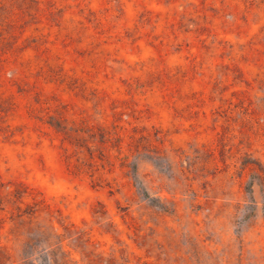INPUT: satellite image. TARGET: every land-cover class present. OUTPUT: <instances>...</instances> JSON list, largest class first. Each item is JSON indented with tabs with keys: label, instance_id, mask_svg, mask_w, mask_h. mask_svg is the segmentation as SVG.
Instances as JSON below:
<instances>
[{
	"label": "rangeland",
	"instance_id": "1",
	"mask_svg": "<svg viewBox=\"0 0 264 264\" xmlns=\"http://www.w3.org/2000/svg\"><path fill=\"white\" fill-rule=\"evenodd\" d=\"M0 264H264V0H0Z\"/></svg>",
	"mask_w": 264,
	"mask_h": 264
}]
</instances>
